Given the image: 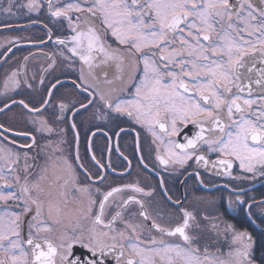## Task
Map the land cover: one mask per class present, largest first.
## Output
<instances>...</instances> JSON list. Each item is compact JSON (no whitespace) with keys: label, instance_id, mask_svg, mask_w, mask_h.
Listing matches in <instances>:
<instances>
[{"label":"snow or ice","instance_id":"snow-or-ice-1","mask_svg":"<svg viewBox=\"0 0 264 264\" xmlns=\"http://www.w3.org/2000/svg\"><path fill=\"white\" fill-rule=\"evenodd\" d=\"M10 8L11 5L5 11ZM72 11L87 15L76 17L70 41L61 39L58 43H71L68 52L78 56L89 72L97 54L103 57L101 63L113 62L118 71L127 64L133 73L141 72L132 100H119L114 95L127 87L122 75L115 77L122 82L121 87L109 80L104 82L107 90L98 83L87 87H94L99 101L109 109L127 113L148 128L158 149L166 154L158 151L161 164L183 165L193 157L207 163L204 155L197 154L206 146L209 152L222 157L212 162L213 167L219 165L227 171L236 160L244 171L254 173L259 166L264 175V95L250 98L251 86L246 88L240 83L246 78L240 69L247 66L252 72L257 57L264 62V9L254 8L251 0H240L238 8L229 0H86L83 6L69 3L52 15L68 17L71 24L68 14ZM109 36L112 43L108 42ZM80 79H86L83 68ZM255 83L264 92V69ZM246 90L249 98L242 95ZM20 104L28 108L24 101ZM253 105L258 106L254 109ZM60 107L64 109L66 105L62 103ZM189 124L197 126L199 132L186 143H177L174 138ZM12 155L0 148V159L15 163ZM65 164L67 178L54 174L47 189L41 183L48 179V170L44 169L38 182L29 184L25 177L19 194H0V201L22 200L25 213L33 209L35 212L27 239L21 236V214L0 215V264H57V257L59 264H80L78 258L71 256L76 243L92 253L85 264H100L97 252L104 255L117 248L123 257L119 264H251L248 244L228 253L227 259L210 258L206 249L202 254L192 247L194 237L185 229L194 217L186 210L182 209V225L165 228L152 219L144 202L135 196L116 203L118 194L126 189L145 196L151 192L136 185L108 191L79 185L71 166L66 161ZM69 183L81 194L77 197L81 206L74 217L72 234L67 229L59 232L57 227L63 225L67 215L61 207L66 204V199H62L66 193L58 190H66ZM131 203L139 205L142 221L152 220L147 235V224L132 222L135 214L124 218L123 212ZM113 206L115 212L110 211ZM117 222L124 225L123 229L115 227ZM152 230L159 232L161 238L152 236ZM57 233L59 243H54L51 237ZM177 234L183 244L163 239ZM245 235L236 239L242 242Z\"/></svg>","mask_w":264,"mask_h":264},{"label":"flooded vegetation","instance_id":"flooded-vegetation-1","mask_svg":"<svg viewBox=\"0 0 264 264\" xmlns=\"http://www.w3.org/2000/svg\"><path fill=\"white\" fill-rule=\"evenodd\" d=\"M78 2L83 6L86 0H51V8L50 0H0V125H3L0 128V148L12 153L11 160L16 161L10 163L0 159V194H19L25 177L29 184L38 182L44 169L48 170V179L41 183L47 189L54 174L67 178L66 161L79 185L88 184L102 191L136 185L151 192L150 196H145L126 189L118 194L116 203L121 202V198L135 196L144 202L152 219L165 228L182 225V209L189 212L194 219L189 220L185 231L194 237L192 247L198 248L202 254L206 249L210 258L227 259L228 253H235L243 244H248L251 264H264L262 170L257 166L254 173L246 172L236 160L227 171L219 165L213 167L212 162L222 157L209 152L206 146L197 154L204 155L207 163L198 162L193 157L183 165L161 164L157 153L166 154L163 149H158L148 128L127 113L109 109L99 101L94 87H87L98 83L100 88L107 90L105 80L114 81L116 87H121L122 82L115 77L122 75L127 87L114 95L119 100H132L141 72L133 73L127 64L118 71L113 62L101 63V54L96 55L89 72L78 56L68 52L71 43H58L61 39L70 41L76 17L87 14L69 12L70 24L68 17H56L52 12ZM229 2L238 8L240 0ZM251 3L256 9H264L261 0H251ZM10 5V11H5ZM108 42L112 43L110 36ZM112 46L116 47L114 43ZM255 64L252 72H248L247 66L240 69L246 77L240 83L246 88L251 86L250 98L254 99L264 95L262 86L255 83L260 79L264 62L257 57ZM81 68L86 78L83 81L80 79ZM242 95L249 98L247 90ZM20 101H24L28 108H24ZM62 103L66 105L64 109L60 107ZM257 106L253 105V108ZM198 132L197 126L189 124L174 139L177 143H186ZM9 168L13 170L9 171ZM58 191L66 193L62 198L66 199V204L62 203L61 207L67 215L63 225L57 227L59 232L67 229L72 234L74 217L81 206L77 197L81 194L71 183L66 190ZM116 210L114 206L110 208L111 212ZM139 212V205L131 203L123 215L128 219L135 214L132 222L147 224L144 232L147 235L152 220L142 221ZM14 213L21 214V236L27 239L34 209L25 213L22 200L0 201V215ZM84 225L87 227V222ZM115 227L123 229L124 225L117 222ZM58 234L51 237L54 243H59ZM240 234H246L242 242L236 239ZM151 235L161 238L155 230ZM163 239L170 243H184L179 234ZM71 256L85 264L92 258V253L76 243ZM96 259L100 264H119L123 257L119 256L117 248L104 255L97 252Z\"/></svg>","mask_w":264,"mask_h":264}]
</instances>
